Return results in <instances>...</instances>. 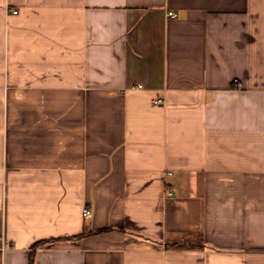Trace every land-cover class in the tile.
I'll return each mask as SVG.
<instances>
[{
	"label": "crops",
	"instance_id": "crops-1",
	"mask_svg": "<svg viewBox=\"0 0 264 264\" xmlns=\"http://www.w3.org/2000/svg\"><path fill=\"white\" fill-rule=\"evenodd\" d=\"M0 264H264V0H0Z\"/></svg>",
	"mask_w": 264,
	"mask_h": 264
},
{
	"label": "trees",
	"instance_id": "trees-1",
	"mask_svg": "<svg viewBox=\"0 0 264 264\" xmlns=\"http://www.w3.org/2000/svg\"><path fill=\"white\" fill-rule=\"evenodd\" d=\"M165 246L171 249H195L199 247H204L205 244L201 240L197 242H166Z\"/></svg>",
	"mask_w": 264,
	"mask_h": 264
},
{
	"label": "built area",
	"instance_id": "built-area-1",
	"mask_svg": "<svg viewBox=\"0 0 264 264\" xmlns=\"http://www.w3.org/2000/svg\"><path fill=\"white\" fill-rule=\"evenodd\" d=\"M17 12H18V11H16V10L13 11V13H17ZM168 16H170V17H176V13L173 12V11H170V12H168ZM140 86H141V85H138V87H140ZM157 102H160V100H157ZM83 212H84L85 215H89V214L91 213V210H90V208H89L88 205H86V206L84 207Z\"/></svg>",
	"mask_w": 264,
	"mask_h": 264
}]
</instances>
